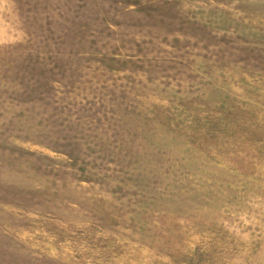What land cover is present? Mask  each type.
Instances as JSON below:
<instances>
[{"label":"rangeland","instance_id":"374dc122","mask_svg":"<svg viewBox=\"0 0 264 264\" xmlns=\"http://www.w3.org/2000/svg\"><path fill=\"white\" fill-rule=\"evenodd\" d=\"M0 264H264V0H0Z\"/></svg>","mask_w":264,"mask_h":264}]
</instances>
